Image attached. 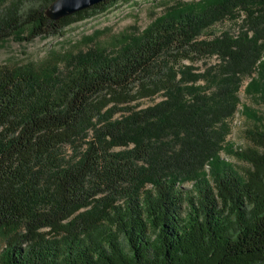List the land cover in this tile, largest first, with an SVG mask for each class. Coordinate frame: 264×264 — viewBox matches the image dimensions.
I'll list each match as a JSON object with an SVG mask.
<instances>
[{
	"label": "trees",
	"instance_id": "obj_1",
	"mask_svg": "<svg viewBox=\"0 0 264 264\" xmlns=\"http://www.w3.org/2000/svg\"><path fill=\"white\" fill-rule=\"evenodd\" d=\"M24 1L0 0V46L123 0L59 20ZM55 59L0 66V264H264V114L253 147L227 142L245 81L264 104V0L181 2L117 51Z\"/></svg>",
	"mask_w": 264,
	"mask_h": 264
},
{
	"label": "rangeland",
	"instance_id": "obj_2",
	"mask_svg": "<svg viewBox=\"0 0 264 264\" xmlns=\"http://www.w3.org/2000/svg\"><path fill=\"white\" fill-rule=\"evenodd\" d=\"M196 1L199 0H123L105 13L66 28L63 36L37 37L31 42L19 40L31 33V26L28 25L23 29L20 36L11 37L0 46V66L14 68L30 63L39 65L51 58H56L55 61L57 60L63 66L65 59L90 48L114 52L127 39L141 35L173 6L181 2ZM7 5H9L8 1L3 4V9L8 7ZM43 5L39 0H25L22 10L29 12L31 9H38ZM227 30L236 32V24L230 20L217 23L207 31L204 37L219 36ZM207 63L206 66L204 62H199L196 67L205 71L208 66L216 65L219 61L217 58H212ZM187 64L189 63L187 62ZM248 83L249 80L245 81L240 91L241 105L238 112L230 120L231 132L227 138V142L235 148L244 150L254 146L247 137V130L253 127V120L249 118L246 111L248 109L256 110L260 114H264V104L246 94L245 89ZM161 100L162 97L142 100L136 107L139 109L146 108ZM136 104L133 103L132 105L135 106ZM73 153L72 146L65 147V155L71 156ZM222 158L236 165L237 169L248 166L228 152L222 153ZM6 237L7 235L0 232V250L5 245Z\"/></svg>",
	"mask_w": 264,
	"mask_h": 264
},
{
	"label": "water",
	"instance_id": "obj_3",
	"mask_svg": "<svg viewBox=\"0 0 264 264\" xmlns=\"http://www.w3.org/2000/svg\"><path fill=\"white\" fill-rule=\"evenodd\" d=\"M105 0H56L46 11L52 20H59L77 12L86 10Z\"/></svg>",
	"mask_w": 264,
	"mask_h": 264
}]
</instances>
